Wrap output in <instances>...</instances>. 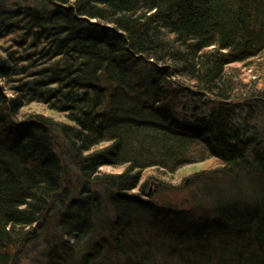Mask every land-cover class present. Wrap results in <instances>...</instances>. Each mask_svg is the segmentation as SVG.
<instances>
[{
	"label": "trees",
	"instance_id": "1",
	"mask_svg": "<svg viewBox=\"0 0 264 264\" xmlns=\"http://www.w3.org/2000/svg\"><path fill=\"white\" fill-rule=\"evenodd\" d=\"M260 82L264 0H0V264H264Z\"/></svg>",
	"mask_w": 264,
	"mask_h": 264
},
{
	"label": "rangeland",
	"instance_id": "2",
	"mask_svg": "<svg viewBox=\"0 0 264 264\" xmlns=\"http://www.w3.org/2000/svg\"><path fill=\"white\" fill-rule=\"evenodd\" d=\"M233 66L235 67V69L232 72L237 74L238 77L241 78L244 83L249 82L252 79L254 74L253 75L251 74L250 69L248 68V65L246 63H235V64H233ZM260 84L264 85V82H260ZM260 84H258V85H260ZM35 108H36L35 106H29L28 108H25V110H28V112H32L33 109H35ZM207 164L208 163H204V164L197 163L194 165L183 166L171 178H169V180L166 182H170V180H172L173 185L179 184V185L183 186V188H185L188 185V184H186V182L188 181L187 176L190 173L194 172L195 170H198L203 165H207ZM102 170L106 171V172H116V171H119L120 168L111 167V166L107 165V166H103ZM150 171L151 170H148V171H146V173L147 174L152 173ZM155 183H157V182L152 180L151 183H149L147 185V189L150 192L154 191L155 187H157V185ZM66 238L72 244H74V242H75L74 238H72V237H66ZM45 248H46V245L44 242V235L41 237H37L36 239L26 243L22 247L21 251L19 252L20 254H19L18 259L15 260L13 262V264H41L44 261L43 252H44Z\"/></svg>",
	"mask_w": 264,
	"mask_h": 264
}]
</instances>
